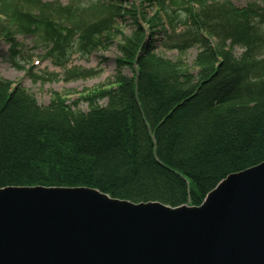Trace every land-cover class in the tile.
Listing matches in <instances>:
<instances>
[{
	"label": "trees",
	"instance_id": "trees-1",
	"mask_svg": "<svg viewBox=\"0 0 264 264\" xmlns=\"http://www.w3.org/2000/svg\"><path fill=\"white\" fill-rule=\"evenodd\" d=\"M145 2L157 7L151 17L134 4L126 9L123 0H98L89 7L80 1L65 7L20 1L23 8L42 7L34 18L33 10L24 12L13 0H0V12L18 30L40 34L35 43L43 40L47 55L56 54L63 62L79 43L83 52L105 45L114 18L129 16L135 25L118 49L110 85L84 98L87 112L59 94L40 107L27 91L0 80V188L92 187L133 203L197 206L227 175L264 161V60L254 57L264 47V4ZM51 5L68 28H54L41 17L39 9L44 14ZM163 18L172 31L180 24L186 28L172 47H200L196 77L181 68L183 63L153 53L152 43L144 39L138 19H145L151 33L161 34L168 45ZM7 28L0 25V38L8 40L14 58L17 44ZM234 45L244 48L241 56L233 55ZM126 69L132 75L124 74ZM84 72L65 69L67 78L84 77Z\"/></svg>",
	"mask_w": 264,
	"mask_h": 264
},
{
	"label": "water",
	"instance_id": "water-1",
	"mask_svg": "<svg viewBox=\"0 0 264 264\" xmlns=\"http://www.w3.org/2000/svg\"><path fill=\"white\" fill-rule=\"evenodd\" d=\"M0 264H264V161L227 175L198 206L0 188Z\"/></svg>",
	"mask_w": 264,
	"mask_h": 264
},
{
	"label": "rangeland",
	"instance_id": "rangeland-1",
	"mask_svg": "<svg viewBox=\"0 0 264 264\" xmlns=\"http://www.w3.org/2000/svg\"><path fill=\"white\" fill-rule=\"evenodd\" d=\"M9 1V0H5ZM17 8L24 12H29L33 10L34 18L40 16L37 8L29 6L28 8H23L22 0H13ZM38 3L46 4L58 2L60 6H68L72 1H80L85 7H89L91 4L96 3L98 0H37ZM108 1V0H107ZM235 6L242 7L248 2H257L259 4H264V0H230ZM130 4H134L137 8L143 9L147 17H151L157 7L154 5L147 4L145 0H123V5L126 9L130 8ZM96 7L93 8V12L89 15L93 16L96 12ZM36 8V9H34ZM50 10L42 14L41 17L45 16L51 21L54 28L59 25L61 28L66 29L68 26L65 24L64 20L59 18L54 12V6H50ZM138 11V9H137ZM40 17V19H41ZM164 25L165 20H162ZM139 26L145 31V40L152 43L153 53L168 59L176 63H183L180 65L182 67H187L188 72L196 77L199 71L198 65L195 63L197 54L199 53L200 47L193 45L192 47L181 51L172 45L177 44L178 39L185 34L186 28L183 24L178 25L175 31L167 28L168 34L166 35L168 42L167 46L164 45L163 39L160 34L151 33L146 21L138 19ZM0 25L2 27L7 26L9 31L13 34L12 38L15 40L17 45L14 50L18 52V55L12 58L10 51V44L7 39L0 38V80H6L11 82V88L21 87L29 95H32L36 103L40 107H47L57 100L55 94H59L61 98L66 100V103L72 104L76 102V107L79 111L87 112L89 109L88 102L84 99L90 94V92L102 89L110 85L115 72V58L120 56L118 49L123 44L125 37L131 35V32L135 30V25L133 24V19L129 16H124L122 18H114L113 28L114 31L111 32L110 40L105 41V45H98L95 50H89L88 52L80 51L77 44L72 47V51L67 55H64L63 60H58L56 54L54 56L47 55V47L45 42L40 39V43H35L37 37L40 34L26 35L22 30H18L17 25L11 21L10 18H5L1 20ZM19 37V40L17 39ZM71 43H77V40H72ZM219 43L216 38V45ZM228 44V41L225 43ZM228 46V45H227ZM233 48V49H232ZM231 48L232 53L235 57L242 55L244 48L242 46L235 45ZM138 53L135 58L141 53L140 48L136 50ZM68 52V50H67ZM11 55V56H10ZM11 57V60L9 59ZM254 57L264 60V47L257 49L254 53ZM18 63L15 66L14 63ZM65 66L63 68L61 65ZM135 66V64H134ZM76 68L78 70L87 71L84 77L76 76L74 78H67L65 69ZM32 69V74L29 70ZM36 74V75H35ZM124 74L132 75L127 69L124 70ZM38 75V76H37ZM196 75V76H195ZM262 78V77H261ZM195 79V78H193ZM257 81L260 78H256ZM105 100L99 102L100 105H104ZM169 206V205H167ZM179 206V205H178ZM173 207V206H170ZM176 207V206H174Z\"/></svg>",
	"mask_w": 264,
	"mask_h": 264
},
{
	"label": "bare ground",
	"instance_id": "bare-ground-1",
	"mask_svg": "<svg viewBox=\"0 0 264 264\" xmlns=\"http://www.w3.org/2000/svg\"><path fill=\"white\" fill-rule=\"evenodd\" d=\"M49 187H58V186H49ZM87 188L94 189V190H96V192L98 191V193H99V192H100V193H103V192L99 191V190L96 189V188H92V187H87ZM103 194H105V193H103Z\"/></svg>",
	"mask_w": 264,
	"mask_h": 264
}]
</instances>
